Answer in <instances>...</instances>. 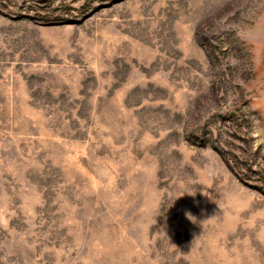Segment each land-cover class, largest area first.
Masks as SVG:
<instances>
[{
	"label": "rangeland",
	"instance_id": "374dc122",
	"mask_svg": "<svg viewBox=\"0 0 264 264\" xmlns=\"http://www.w3.org/2000/svg\"><path fill=\"white\" fill-rule=\"evenodd\" d=\"M0 264H264V0H0Z\"/></svg>",
	"mask_w": 264,
	"mask_h": 264
},
{
	"label": "clouds",
	"instance_id": "9594fccd",
	"mask_svg": "<svg viewBox=\"0 0 264 264\" xmlns=\"http://www.w3.org/2000/svg\"><path fill=\"white\" fill-rule=\"evenodd\" d=\"M185 194H188V195H190V196H192V197H195L197 193H195V192H184L183 195H185ZM183 195H182V196H183ZM182 196H177V198L182 197ZM177 198H176V199H177ZM185 216H186V218L189 219L190 221H192V222H194V223L197 222V217H195V216L191 213L190 210H186V211H185Z\"/></svg>",
	"mask_w": 264,
	"mask_h": 264
}]
</instances>
